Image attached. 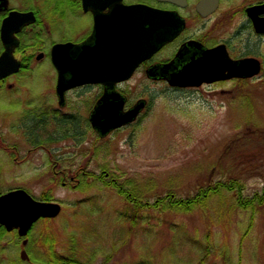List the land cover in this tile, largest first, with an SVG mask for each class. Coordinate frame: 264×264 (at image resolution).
<instances>
[{"label": "rangeland", "instance_id": "1", "mask_svg": "<svg viewBox=\"0 0 264 264\" xmlns=\"http://www.w3.org/2000/svg\"><path fill=\"white\" fill-rule=\"evenodd\" d=\"M70 20L69 36L87 32L85 17ZM255 39L243 47L262 53L264 64V37L259 49ZM130 84L138 87L129 89L132 99L142 96L149 102L141 118L104 138L91 123L82 125V136H68V188H55L62 209L52 221L61 254L66 257L73 246L82 264H264V204L254 213L237 209L225 216L227 223L214 210L210 216L200 209H147L145 218L134 223L123 218L128 200L116 187L69 182L81 166L97 173L105 167L121 176V184L132 179L144 187L150 202L170 191L191 196L209 183L231 178L243 184V197L262 195L264 67L253 80L214 89L177 90L140 75ZM225 193L227 204L235 200L234 193Z\"/></svg>", "mask_w": 264, "mask_h": 264}, {"label": "flooded vegetation", "instance_id": "2", "mask_svg": "<svg viewBox=\"0 0 264 264\" xmlns=\"http://www.w3.org/2000/svg\"><path fill=\"white\" fill-rule=\"evenodd\" d=\"M202 1L206 0H187L185 6H180L170 1L123 0L125 4L175 12L164 20L168 26L178 25L177 15L183 21L179 33L140 62L129 80L115 84L126 96L125 110L139 99H145L131 97L130 90L138 87L130 81L138 75L177 90L214 89L244 79L227 76L230 67L227 69L225 64L221 78L203 80L197 85L170 83L173 73L184 71L196 60H202L210 70L221 57L215 53L217 48H224L226 56L232 60L256 58L263 68L262 53L249 50L251 45L247 50L243 44L256 38L259 49L264 32L257 31L255 23H264V8L259 7L264 0H219L216 7L207 4L201 12L198 5ZM118 2L121 4V0H8L5 4V0H0V59L6 50L11 58L9 61L6 58V67L0 76V197L22 190L36 201L56 203V186L68 188V121L89 125V114L104 95L106 85L87 83L60 93L53 48L56 44L82 43L88 39V46L92 47L102 34L105 39L112 36L114 41L122 34H129L132 43L139 38L146 41L153 23L145 19L121 23L115 14L109 16L111 10L119 6ZM12 11L31 15L23 20H8ZM77 15L89 21L88 29L72 37L68 35V28L72 27L68 23H71L70 17ZM13 23L24 24L16 30ZM119 40L120 37L117 42ZM86 56L96 54L88 50ZM15 60L19 62L17 68ZM46 64L49 67L43 68ZM165 64H169L166 69ZM219 67L223 69V64L219 63ZM71 95L75 96V102ZM148 106L147 101L140 118ZM69 107L74 111L68 113ZM76 176L69 178V182H74L72 186L78 183ZM55 218L40 216L26 234H20L18 227L8 229L0 222V264H58V261L67 264L68 254L65 252L67 258L61 254L64 249L52 226Z\"/></svg>", "mask_w": 264, "mask_h": 264}, {"label": "water", "instance_id": "3", "mask_svg": "<svg viewBox=\"0 0 264 264\" xmlns=\"http://www.w3.org/2000/svg\"><path fill=\"white\" fill-rule=\"evenodd\" d=\"M7 1L8 0H5V4H7ZM160 1H170L180 6H185L187 4V0ZM218 2L219 0L202 1L199 3L198 9L202 12L204 5L210 4L216 7ZM118 5V7H116L115 10H111L108 15L113 17L115 14L117 18L120 19L121 23H136V20L141 19L153 23L150 26V32L146 41L139 38V40H134L132 43L129 34L118 35L115 41L112 39V36L111 38L105 39L103 38L102 32V35L99 37L100 33L98 28L97 38H99L97 45L93 44L94 46L92 47L88 46L90 41V39H88L82 43L68 42L65 44H58L53 50V60L59 71L58 86L60 93H63L66 88L85 83L102 82L106 85L104 95L98 100L90 114L92 126L101 137L135 120L145 106V99H140L130 109L124 111L125 96L116 90L115 84L119 81L128 79L142 60L150 57L164 43L174 38L181 28H183V21L178 15V25L168 26L164 23V20L169 18V16H171L170 14H175V12L163 11L142 4L126 5L122 0L121 4L118 2ZM259 7L264 8V4ZM28 15L31 14L12 11L7 19L14 21L23 20L24 18L27 19ZM13 24L17 26L15 28L18 30L24 23ZM255 26L257 31L264 32V23H255ZM4 37H6V35H4ZM119 37L120 40L117 42ZM143 37L146 36L144 35ZM5 41L9 44L11 43L10 40ZM105 45L109 46L111 49L108 50L104 47ZM88 50H92L96 56H86ZM8 51L9 50H6L0 59V76L3 74V69L6 67V58H8V61L11 60ZM224 51V48L223 50L219 48L215 50V53L217 55L219 54L221 57H218L217 63H215L210 70L207 69V66L203 65L202 60H196L191 66H187L184 71L173 73V79L170 83L197 85L203 80L221 78L223 76H220V73L223 72L225 64L227 69L230 67V73L227 75L229 77H251L259 73L260 62L256 58L248 57L232 60L226 56ZM214 57L215 56H210V58ZM89 61L92 62V65ZM219 63L223 64V69L219 67ZM15 66L16 68L17 66L19 67L18 61H16ZM168 66L169 64H165L163 67L168 68ZM20 191L21 190L11 192L0 197V222L5 224L8 229L14 226L20 227V234H26L28 228L37 218L40 216H53L60 211L59 204L34 201L28 194ZM22 194L24 198L20 199L19 196H22ZM7 207L9 211H7ZM9 207H11V209H9Z\"/></svg>", "mask_w": 264, "mask_h": 264}, {"label": "trees", "instance_id": "4", "mask_svg": "<svg viewBox=\"0 0 264 264\" xmlns=\"http://www.w3.org/2000/svg\"><path fill=\"white\" fill-rule=\"evenodd\" d=\"M245 82H248V80H239V83ZM82 125L83 123L80 121H68V135H82L84 133L81 128ZM254 129L256 130V128ZM259 135L262 137L264 136L262 134ZM77 140H80V138H77ZM260 149L264 150V138L261 139ZM261 153L263 154L264 151H262ZM92 155L93 154H91V156ZM106 172H108L112 176V178ZM114 172L115 171L112 169L106 171L105 167L101 174H97L95 172H86V177H84L82 181H85L86 185H91L92 182H103L105 183V186L116 187L118 192L121 195L125 196V198H127L128 200L127 209L123 213V218L126 221L134 223L139 222L141 219L145 218L144 211L147 209H150L151 211L155 209L163 212H190L196 209H200L210 216V212L214 210L218 215L216 216L217 219L222 220L223 223H227L224 218H226L230 214H233L237 209H251L252 213H254L257 211V208L264 204V193L262 195H258V193H256L254 197H243V184L238 179L232 178L229 181H218L215 184L209 183L208 186L199 188L197 192H195L191 196L181 197L178 196L175 192L170 191L164 196H157L153 202H150L148 200H145L146 191L144 190V187L141 188L135 185L132 179H129L124 184H121V176L118 177ZM107 180H111V183L107 182ZM115 181L118 182L117 185L114 184ZM225 192L234 193L233 197L235 200L230 204L226 203V199L228 196H226ZM215 196L216 198H218V205L213 206L214 203L212 204V202ZM70 242L73 243L75 242V240L71 239ZM71 247L73 246H70L68 248L69 252L67 264H82L78 261L79 259L76 257L75 252H72L73 250ZM57 263L66 264L65 262L61 261H58Z\"/></svg>", "mask_w": 264, "mask_h": 264}, {"label": "bare ground", "instance_id": "5", "mask_svg": "<svg viewBox=\"0 0 264 264\" xmlns=\"http://www.w3.org/2000/svg\"><path fill=\"white\" fill-rule=\"evenodd\" d=\"M89 63L92 65V62H91V61H89ZM19 197H20V199H21V198H22V199L24 198L23 196H19ZM12 205H13V203H12ZM9 209H11V207H9ZM7 211H9V210H8V207H7ZM10 214H11V213H10Z\"/></svg>", "mask_w": 264, "mask_h": 264}]
</instances>
